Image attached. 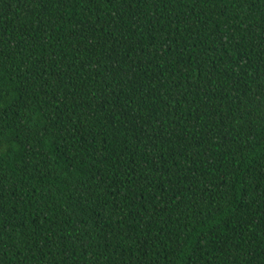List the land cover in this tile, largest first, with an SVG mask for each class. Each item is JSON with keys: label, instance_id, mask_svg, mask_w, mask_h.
I'll use <instances>...</instances> for the list:
<instances>
[{"label": "trees", "instance_id": "16d2710c", "mask_svg": "<svg viewBox=\"0 0 264 264\" xmlns=\"http://www.w3.org/2000/svg\"><path fill=\"white\" fill-rule=\"evenodd\" d=\"M0 264H264V0H0Z\"/></svg>", "mask_w": 264, "mask_h": 264}]
</instances>
